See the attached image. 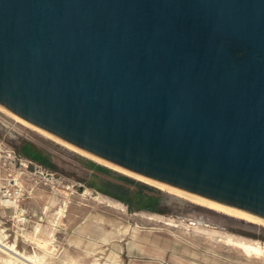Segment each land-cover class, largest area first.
Wrapping results in <instances>:
<instances>
[{
	"label": "water",
	"instance_id": "1",
	"mask_svg": "<svg viewBox=\"0 0 264 264\" xmlns=\"http://www.w3.org/2000/svg\"><path fill=\"white\" fill-rule=\"evenodd\" d=\"M0 104L264 217V0H0Z\"/></svg>",
	"mask_w": 264,
	"mask_h": 264
},
{
	"label": "rangeland",
	"instance_id": "2",
	"mask_svg": "<svg viewBox=\"0 0 264 264\" xmlns=\"http://www.w3.org/2000/svg\"><path fill=\"white\" fill-rule=\"evenodd\" d=\"M0 105V244L17 249L0 247V264H264V223L98 161ZM119 174L159 189L158 209H130L97 188Z\"/></svg>",
	"mask_w": 264,
	"mask_h": 264
},
{
	"label": "trees",
	"instance_id": "3",
	"mask_svg": "<svg viewBox=\"0 0 264 264\" xmlns=\"http://www.w3.org/2000/svg\"><path fill=\"white\" fill-rule=\"evenodd\" d=\"M23 149L24 153L29 151L27 144L23 145ZM95 168L101 172L108 173L110 171L109 168L102 165H97ZM96 176L98 177V175ZM119 180L120 182H115L107 177H98V184L101 186L97 188L124 201L130 209L152 211L158 209L156 192H160L159 189L124 174H119Z\"/></svg>",
	"mask_w": 264,
	"mask_h": 264
},
{
	"label": "bare ground",
	"instance_id": "4",
	"mask_svg": "<svg viewBox=\"0 0 264 264\" xmlns=\"http://www.w3.org/2000/svg\"><path fill=\"white\" fill-rule=\"evenodd\" d=\"M0 108L3 109V107H1L0 105ZM5 109V108H4ZM7 111V110H6ZM9 112V111H7ZM9 113H12V112H9ZM12 115H15L18 119H20V121H23L27 124H31L32 126V123H30L29 121H27L26 119L16 115V114H12ZM34 126V124H33ZM38 129L42 130V128H39ZM43 132H45L44 130H42ZM47 132V131H46ZM48 133V132H47ZM49 135V133H48ZM67 144V142H65ZM70 145V144H69ZM72 146V145H70ZM80 149V148H78ZM82 152L86 153L87 155H89L90 157L98 160V161H101L105 164H108L110 166H113L125 173H128L130 175H133L141 180H144L148 183H151V184H154V185H157V186H160L162 188H165V189H168L170 191H173V192H176V193H179L181 195H184V196H187L189 198H191V200L193 199L194 201H197L199 203H202V204H205L207 206H210V207H213L215 209H218L220 211H223L224 213H227V214H232V215H235V216H238V217H242V218H245L249 221H253V222H258V223H264V217L260 216V215H257L255 213H252V212H249V211H246V210H243V209H240V208H237V207H234V206H231V205H228V204H224V203H221V202H218V201H215L213 199H209V198H206L204 196H201V195H198V194H195V193H192V192H189V191H186V190H183L181 188H178V187H175V186H172V185H169L167 183H164V182H161V181H158L156 179H153L151 177H148V176H145V175H142V174H139V173H136V172H133L131 170H128L120 165H117L113 162H110L102 157H99L93 153H90L86 150H83V149H80ZM101 198V197H100ZM100 200V199H99ZM6 203H9L11 200L10 199H5L4 200ZM13 201V200H12ZM122 206V205H121ZM40 238V237H39ZM43 238V237H42ZM38 243L43 245V246H46V240H38ZM0 247L1 248H5L13 257H16V254H17V249L14 247V244L11 243V244H8L6 242H3L0 244ZM3 250V249H2ZM4 251V250H3ZM30 255V254H29Z\"/></svg>",
	"mask_w": 264,
	"mask_h": 264
},
{
	"label": "crops",
	"instance_id": "5",
	"mask_svg": "<svg viewBox=\"0 0 264 264\" xmlns=\"http://www.w3.org/2000/svg\"><path fill=\"white\" fill-rule=\"evenodd\" d=\"M130 262H131V261H130ZM127 264H131V263L128 262Z\"/></svg>",
	"mask_w": 264,
	"mask_h": 264
}]
</instances>
